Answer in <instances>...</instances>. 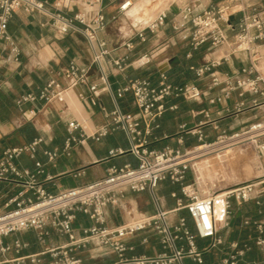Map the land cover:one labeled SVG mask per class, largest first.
Wrapping results in <instances>:
<instances>
[{"label":"crops","instance_id":"crops-1","mask_svg":"<svg viewBox=\"0 0 264 264\" xmlns=\"http://www.w3.org/2000/svg\"><path fill=\"white\" fill-rule=\"evenodd\" d=\"M47 1V8L53 13H60L73 18L83 15L89 21L96 12H101L109 21L107 27L98 31L100 39L107 41L111 51L108 56L110 68V83L116 91L119 87L127 85L129 80L146 78L157 84L160 81V72L166 71L167 81L173 84L190 83L198 85L202 90L207 89V77H198L195 68L207 59H217L221 53L229 52L222 47L215 53L211 52L209 42L194 47L191 39H183L174 29L175 23L184 27H192L190 22L180 19L187 5L196 3L197 0H161L160 10L148 9L149 3L156 0H131L126 10H121L120 5L125 0H43ZM204 5L224 6L231 13V22L237 24L242 16L239 9L242 5L236 0H203ZM247 6L262 8L264 0H244ZM139 8L143 14L156 13L159 16L166 11L167 17L162 25L151 31L145 30V39L142 40L137 28L147 25L134 18L133 10ZM197 3L194 13H197ZM158 18V17H157ZM79 26L84 24L75 21ZM221 27L231 38L234 32L228 29L224 21ZM8 31L16 40L20 54L15 59L9 50H5L3 59L0 60V156L7 148L23 146L41 137L43 141L37 146L34 155L25 151L15 159L20 169L28 170L33 174L39 184L51 192L81 185L104 175L112 166L123 167L126 164L136 166L138 160L130 149V141L126 132L121 127L112 126L111 118L106 115L102 107L110 112L114 108L111 94L101 91L97 103L87 106L79 99V93L90 95L87 85H79L66 97L67 117L61 118L60 108L64 103L56 100L45 103L37 101L19 106L17 100L27 93H38L46 86L48 81L55 79L61 81V71L74 61L83 66H90L92 59L91 48L85 36L75 30L66 33L60 31L59 23L51 16L27 12L23 9L15 11L9 20ZM252 32H255L253 29ZM6 47V44H3ZM264 50V44L258 47ZM153 54L151 60L143 66L134 62L139 57ZM127 55V68L123 72L110 62L117 57ZM246 52L232 54L228 59H222L216 69L221 73H230L232 78L247 76L241 71L248 66ZM194 67V68H192ZM254 76V75H252ZM206 78V79H205ZM91 80L100 84L98 72L94 66L91 68ZM208 97L221 95V88L217 87L207 91ZM243 106L240 108V104ZM264 95L260 93L245 92L240 95V90L232 91L231 95L210 104L206 99L202 102L197 99L170 96L167 99L168 108L157 119L156 124L147 135L150 149L162 150L166 147L185 149L199 143L198 136L204 135L207 142L214 141L220 134L239 131L249 125L253 120L264 115ZM118 104L123 111L136 113L133 104V95L126 92L118 99ZM176 105L175 109L169 106ZM210 108L211 117L215 120L212 124L201 123L204 115L197 111ZM240 108V109H239ZM77 119L81 127L73 133L77 141L72 143L69 150L65 144L70 137L67 120ZM108 126L109 132L98 139L93 137L97 130ZM113 127V128H112ZM141 127L144 129V125ZM114 151L113 153H111ZM120 151H123L122 153ZM48 152H56L54 159H50ZM40 163V166L38 165ZM28 177H24L27 180ZM14 183L0 181V195L9 196L21 189ZM156 193L161 198L165 209L172 211L177 208V201H188L181 193L180 185L170 180L160 182ZM28 191L26 195H31ZM219 205V204H218ZM232 221L237 231L231 236H223L225 245L222 250L210 251L204 255L203 264H222L221 258L231 250L228 243L236 240L240 244L247 241L250 233H255L254 228H244L241 221L245 216L264 219V213L258 214L257 208L252 204L240 205ZM105 222L100 226L114 228L123 224L140 223L155 214V206L148 191H127L118 205L108 204L103 208ZM180 216L187 218L191 231L195 229L186 209L170 212V217L176 221ZM236 220V221H235ZM236 222V223H235ZM96 224L89 214L83 211L76 212L73 222L76 237L83 235L82 228ZM47 234L40 239L35 230H24L5 235L1 239L0 257L15 259L35 253H41L47 248L69 243V237L61 234L52 227H47ZM160 234L149 228L138 230L132 236H127L124 241L127 249L123 256L111 245H101L96 240H91L86 246L77 247L75 255L81 257L82 264H115L124 262L138 256H154L163 251H168L161 243ZM185 242V241H183ZM19 243V245H17ZM207 240L196 238V245L203 247ZM258 254L254 247L246 256L247 259ZM45 261H50L48 254L42 255ZM184 264H198L191 258L184 259ZM239 264H244L240 261Z\"/></svg>","mask_w":264,"mask_h":264},{"label":"built area","instance_id":"built-area-1","mask_svg":"<svg viewBox=\"0 0 264 264\" xmlns=\"http://www.w3.org/2000/svg\"><path fill=\"white\" fill-rule=\"evenodd\" d=\"M236 1L242 5L239 9L242 16L237 24L231 22V13L227 12L226 7L219 4L203 6V0H197L199 9L197 13H194L196 3H192L184 8V14L180 16L181 20L190 22L192 27H184L179 23L173 25L183 39H191L194 47L209 42L212 53L222 47L228 48L229 52L224 50L219 58L207 59L195 68L198 77H207L206 90L190 83L182 85L170 83L167 81L166 71H161L157 84L146 78H137L129 80L127 85L114 91L109 79L108 56L111 51L107 41L98 36V31L105 29L109 23L103 13L98 11L86 21L83 15L69 18L60 13H53L47 8V1L43 0H0V60L7 49L15 59H18L20 54L16 40L8 31L9 20L19 9L53 17L59 23L62 33L71 29L82 33L92 52L90 66L70 62L61 71V81L51 79L38 93L21 95L17 104L22 107L28 102L48 103L56 100L64 103L59 111L61 118H66L68 106L66 97L77 86L89 87L90 95L84 93L78 95L87 106L95 105L101 91H107L111 94L114 108L110 112L106 111L104 106L102 109L111 118L112 126L121 127L126 132L131 143L129 151L138 160L136 166L130 164L120 168L112 166L95 180L51 192L39 184L33 174L20 169L15 163V159L25 151L34 155L43 138L39 137L23 146L5 149L0 156V181L14 183L22 188L9 196L0 195V243L3 236L24 230H35L39 233L40 239H43L48 233L47 227L67 235L69 243L15 259L0 257V264H82V259L75 255V250L77 247L86 246L91 240H96L101 245L113 246L122 257L127 249L124 238L144 228L160 234L161 243L168 251L154 256L133 257L115 264H184L187 257L198 264H203L206 253L224 248L225 241L221 231L230 225L234 205L252 203L258 214L264 213V115L239 131L230 134L223 132L214 141H205L204 135L200 133L199 143L183 150L170 147L156 150L148 147L147 135L151 134L157 119L168 108L167 99L170 96L197 99L199 102L206 99L208 103L214 105L223 97H229L232 91L237 89L240 90V95L245 92L264 95V51L258 50V47L264 44V4L262 8H257L247 6L244 0ZM130 4L131 0H125L120 9L124 11ZM166 17V11H162L154 23L137 28L139 37L144 40L145 30L148 28L153 31L165 22ZM75 21L84 26H79ZM220 21H224L228 29L234 32L233 38L221 27ZM253 29L255 32H252ZM3 44H6V47ZM238 52L247 53L249 64L241 69L247 76L233 79L230 73H221L216 69L222 59H228L230 55ZM152 56V53L145 54L134 62L137 66H143ZM127 59V55H124L110 62L119 72H123L128 66ZM92 66L98 72L101 86L91 80ZM217 87L221 88L222 94L208 97L207 91ZM128 91L133 95L136 113L123 111L118 104V99ZM241 106L243 102L240 108ZM169 108L175 109L176 105ZM201 113L204 115V121L201 123H214L210 108L197 111V115ZM142 124L144 129L141 127ZM67 126L70 137L66 141L65 150H69L72 143L78 140L73 133L81 127V123L77 119H68ZM109 130L108 126L102 127L92 136L98 139ZM227 142H239L245 147H253L263 173L255 180L237 183L234 186L222 187L214 183L213 186L206 188L207 179L197 175L189 157L195 151L198 155L211 150L215 144ZM48 155L50 159H54L57 153L48 152ZM38 165L40 166V163ZM25 176L28 177L27 180H24ZM166 180L179 184L182 195L188 199L185 203L178 199L177 208L172 211L186 209L193 222L194 233L189 228L185 216H180L176 221L170 217L172 211L165 209L156 193L158 184ZM28 191L32 194L26 195ZM127 191H148L153 199L155 214L140 223L123 224L112 229L100 226L105 222L103 208L108 204L118 205ZM77 211L89 214L90 218L96 221V224L82 228L81 237H76L73 226ZM241 226L254 228L255 233H250L247 241L241 244L236 240L229 242L228 247L231 250L221 258V263L239 264L243 261L244 264H264V219L245 216ZM196 238L207 240V243L203 247H198ZM254 247L257 248L258 254L247 259V254L252 252ZM7 249L8 247L0 248L2 252ZM43 254H48L50 261H45Z\"/></svg>","mask_w":264,"mask_h":264},{"label":"rangeland","instance_id":"rangeland-1","mask_svg":"<svg viewBox=\"0 0 264 264\" xmlns=\"http://www.w3.org/2000/svg\"><path fill=\"white\" fill-rule=\"evenodd\" d=\"M160 3H161V0H156L155 2L149 3L148 9L154 10V9H157V7H158V9L162 10L163 6H160ZM133 15L137 21H142V22H145L146 19H151L154 17L157 19V17H158V16H156L155 11H154V13H150L147 15L139 12V8L137 6L133 10ZM143 19H145V20H143ZM148 23H151V21ZM223 144H225V143H221V145H223ZM240 145L241 144H238V145H236V144L231 145L230 144V145H224L221 147H217V149H218L217 151H214V150H216V148L212 149V150H208L210 153H208L204 156H211V155H214V153H216V152L223 153L232 147H238ZM263 164H264V162H263ZM259 166H260V161H259V158L257 156L256 150L251 146H246L240 152H238L236 154L235 162H232L230 159H228L226 161L223 160L222 165H221L222 168H219L217 170V173L216 172L212 173L211 177L204 176V178L207 179L206 188L213 186L214 183H216L217 186L230 187V186L236 185L237 183H241V182H245V181H249V180L250 181L255 180L258 175L263 173V170H261L259 168ZM194 167H195L197 175H200L203 177V175L200 173V171L198 169V165H196ZM218 181H221V182H218ZM239 207H241V206L240 205H234L233 206L231 218H230V225L221 231L223 236H230V235L232 236L235 233V231H237L236 225L233 224L232 221H234L233 219L236 218L235 212L237 210H239Z\"/></svg>","mask_w":264,"mask_h":264},{"label":"bare ground","instance_id":"bare-ground-1","mask_svg":"<svg viewBox=\"0 0 264 264\" xmlns=\"http://www.w3.org/2000/svg\"><path fill=\"white\" fill-rule=\"evenodd\" d=\"M143 20H145V19H143ZM150 21H151V23H154L156 21V18L154 17V18H151V19H146V21L143 22V23L147 24ZM151 23H148L147 25H149ZM145 26L146 25L141 26V27H145ZM230 144L231 145L232 144L238 145L240 143L239 142H227V143H225L223 145H221V143H218V144H215L213 146V148H210V149L212 150V149H215L216 148V150H214V151H217L218 150L217 147H221V146H224V145H230ZM238 147H232V148L228 149L227 151H225L223 153L216 152V153H214V155H211V156H204V155L210 153L209 151L202 152V153H200L198 155H197V151H195V152H193L191 154V156L189 157V160L191 161V163L193 164V166L198 165V169H199L200 173L203 175V177L204 176L211 177L212 176V173H215V172L217 173V170L219 168H222L221 165H222L223 160L226 161V160L230 159L232 162H235L236 154L238 152H240L245 146L243 144H241ZM202 148L203 147H201V149ZM218 182H221V181H218Z\"/></svg>","mask_w":264,"mask_h":264}]
</instances>
